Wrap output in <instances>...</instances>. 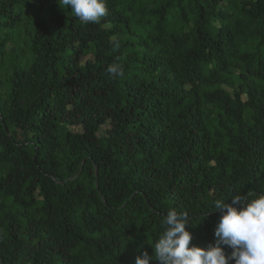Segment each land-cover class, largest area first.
Here are the masks:
<instances>
[{
	"label": "trees",
	"instance_id": "1",
	"mask_svg": "<svg viewBox=\"0 0 264 264\" xmlns=\"http://www.w3.org/2000/svg\"><path fill=\"white\" fill-rule=\"evenodd\" d=\"M107 7L0 0V264H135L172 209L206 248L264 194V0Z\"/></svg>",
	"mask_w": 264,
	"mask_h": 264
},
{
	"label": "clouds",
	"instance_id": "2",
	"mask_svg": "<svg viewBox=\"0 0 264 264\" xmlns=\"http://www.w3.org/2000/svg\"><path fill=\"white\" fill-rule=\"evenodd\" d=\"M58 4L61 9L70 8L84 24H99L109 13L107 0H58ZM107 72L113 78L124 76V68L117 62L110 64ZM250 196L233 195L230 203L228 199L214 201L221 216L214 232L216 242L206 248L190 246L192 235L186 230L190 215L169 210L162 232L152 244L154 254L143 251L135 264H150L152 259L160 264H264V194L253 199Z\"/></svg>",
	"mask_w": 264,
	"mask_h": 264
},
{
	"label": "rangeland",
	"instance_id": "3",
	"mask_svg": "<svg viewBox=\"0 0 264 264\" xmlns=\"http://www.w3.org/2000/svg\"><path fill=\"white\" fill-rule=\"evenodd\" d=\"M107 127H103L101 128V131L99 132L100 135H104V131ZM73 131H80V128L79 127H73L71 128Z\"/></svg>",
	"mask_w": 264,
	"mask_h": 264
}]
</instances>
